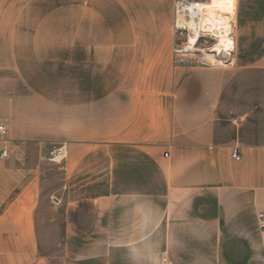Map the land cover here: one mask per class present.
I'll list each match as a JSON object with an SVG mask.
<instances>
[{
  "label": "crops",
  "instance_id": "0c3cea01",
  "mask_svg": "<svg viewBox=\"0 0 264 264\" xmlns=\"http://www.w3.org/2000/svg\"><path fill=\"white\" fill-rule=\"evenodd\" d=\"M195 1L226 67L174 62L177 0H0V264L60 221L61 264H264V0Z\"/></svg>",
  "mask_w": 264,
  "mask_h": 264
},
{
  "label": "rangeland",
  "instance_id": "374dc122",
  "mask_svg": "<svg viewBox=\"0 0 264 264\" xmlns=\"http://www.w3.org/2000/svg\"><path fill=\"white\" fill-rule=\"evenodd\" d=\"M213 7H220L225 10V12L230 13V15L233 14L234 12V7L231 3L229 2H219L218 5L213 6ZM175 23H176V18H175ZM234 16L232 17L231 20V31L230 35L234 40ZM174 30H175V24H174ZM189 32V33H188ZM185 33L184 36L182 37H173V46L174 43L177 41H186L188 38V35L190 36V31ZM217 44V38L213 37V35L209 34L206 32L205 37L200 38V42L197 46V48L200 50L198 53H193V54H188V58L192 59V63L186 64L189 66H200L204 67V65H198L196 62H199V60H203L205 62V66H212V67H226L230 64V61L232 59L233 53H230L231 56H226L223 55L222 57L216 56L215 58H212L211 56H215L216 54L212 52L214 49V46ZM173 60L175 62L176 58L173 54ZM196 60V61H194ZM185 65V64H183ZM54 151V150H53ZM51 153V152H50ZM50 156V155H49ZM45 217L46 219H53L54 217V212L50 207L45 208ZM62 222L56 223L55 228H51L50 223H45L44 228L41 229V241H42V251L46 255H49L54 263L56 264H61V259H62Z\"/></svg>",
  "mask_w": 264,
  "mask_h": 264
},
{
  "label": "bare ground",
  "instance_id": "6f19581e",
  "mask_svg": "<svg viewBox=\"0 0 264 264\" xmlns=\"http://www.w3.org/2000/svg\"><path fill=\"white\" fill-rule=\"evenodd\" d=\"M216 5L193 2L189 5L186 18H179V23L190 31L189 41L193 46H198L203 33L209 32L217 38V44L212 50L216 56H230L234 50V40L230 35V13L225 12ZM216 59V58H215Z\"/></svg>",
  "mask_w": 264,
  "mask_h": 264
},
{
  "label": "built area",
  "instance_id": "2783aa9c",
  "mask_svg": "<svg viewBox=\"0 0 264 264\" xmlns=\"http://www.w3.org/2000/svg\"><path fill=\"white\" fill-rule=\"evenodd\" d=\"M193 2H198L195 0H177L176 2V23L174 35L179 38L185 35L188 30L179 23V18H186V13L188 12L189 5ZM189 33V32H188ZM209 33V32H208ZM206 33H203L202 36L205 37ZM211 35V33H209ZM201 36V37H202ZM200 37V38H201ZM214 37V36H213ZM200 50L197 46L190 44L189 35L186 41H176L173 47V54L176 58L175 62L178 64H190L192 59L188 58V54L198 53ZM196 61V60H194ZM198 65H206L203 60L196 62ZM0 144L2 148L0 149V158L3 160H11L13 157L17 156V149L13 145L12 141L9 139V129L5 120L0 118ZM64 155L61 150H54L50 153L49 160L54 163H59L63 160ZM234 159L240 161V156L236 152L234 154ZM259 226L260 230L264 233V211L259 215Z\"/></svg>",
  "mask_w": 264,
  "mask_h": 264
}]
</instances>
